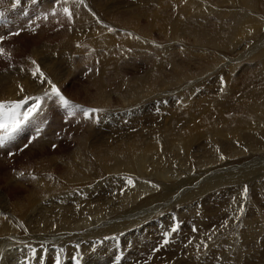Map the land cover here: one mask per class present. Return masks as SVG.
Segmentation results:
<instances>
[{"label":"bare ground","instance_id":"6f19581e","mask_svg":"<svg viewBox=\"0 0 264 264\" xmlns=\"http://www.w3.org/2000/svg\"><path fill=\"white\" fill-rule=\"evenodd\" d=\"M7 1L10 0H4L2 3ZM260 1L264 3V0ZM35 2L38 7L40 6L37 18H39L38 16L41 17V15H44V18H48L49 21L44 24H48V28L53 27V29L61 35V39L55 44L52 42L51 38L47 41H42L46 29L48 28L45 27L46 25L35 29L32 26L33 29L31 28L32 30L30 31L38 32L35 34L38 36L36 38L37 40L31 44L30 53L27 57L32 58L33 61L36 62L34 64L35 66L31 65L34 68H31V66L19 68L20 65H17L16 63L12 64L11 66L19 68V70L16 71L14 69H10L0 76V99L3 101H20L26 97H41V111L33 119H35V121L40 120L42 126H44V124H46V120H49L50 118L52 120L50 111L48 110L49 105L54 103V100H58V98L53 95H45L46 92L49 94L52 92L51 84L47 82L48 80H50L52 84H55L61 92L67 94L72 99L77 100L76 97H73V94H77L79 91H69L67 89L62 91L63 89L61 88L65 86L67 81L75 84L73 79L75 78L76 73L78 71L80 72L84 67L86 58L83 54V23L86 14L89 12H87L88 10L86 9L85 4H79L77 3V0H69L67 5L63 2L59 3L57 8L55 5L53 6L56 0L53 2H51V0H36ZM189 2H192V0H189ZM220 2L223 4H233L235 2V6L233 5L234 8L230 6V11H225L223 6L220 7V9H218V14L224 15L225 18H228L226 16L228 15L233 19L232 26H234L235 31L234 33L232 32V35H237L236 38L241 37L246 39L250 36L253 38L258 34L262 26L264 27V18H262L261 15L260 17L259 14H256L257 9H259L258 7L261 5L259 0H220ZM191 4H193V6L191 8L189 7V14L194 19L203 17L207 11H209V8L204 7V5L199 1H194ZM65 6L72 10L73 16L71 20H69L62 12L63 7ZM214 9L216 8H212L211 11ZM53 10H55L56 15H52ZM259 11L261 12L262 10ZM110 14L112 13L110 12ZM138 15H140V13ZM138 18L139 17L136 19ZM40 20L41 19L39 18L37 22ZM27 22L24 24H27ZM121 23L129 25V21H123ZM23 26H25V28H22L23 31H26V28H28L26 27L27 25ZM114 26L117 25L115 24ZM178 29V26L174 24L172 25L173 34L177 35ZM38 40L39 42H37ZM109 40L107 35L99 37L96 41H90L92 45L91 47H95V45L99 42H103L105 46L110 47L114 42L109 43ZM132 41L135 43V40ZM209 42L217 46L216 38L210 39ZM130 44H132V42H130ZM140 44L146 46L143 42ZM13 49H9L8 52L10 54H12V52L15 53ZM260 52V54L256 53V55H252V61L255 58V62H263L264 64V47L263 51ZM252 57L250 56L249 58L251 59ZM37 65L39 66L40 71L43 72L44 77L47 78L44 83L40 82L41 79H44V77H41L39 72H37L35 76L33 75ZM248 66H246V68ZM234 67L235 64H233V67L230 66L229 68ZM175 72H178V70L176 69ZM175 75L178 74L176 73ZM216 75L219 74H215V77ZM177 77L183 78L181 75L176 76V78ZM196 77L197 75L195 78ZM181 78L179 79V82L181 81ZM195 78L192 79L196 80ZM98 79L99 78L91 80L92 85H88V83L84 85V88L82 89L84 91L87 90L88 92L89 87H91L94 90V94L102 93L105 85L101 79ZM137 80L140 79L127 81V85L130 83L129 87L126 85L128 89L127 91L131 94L130 96L134 98V100H131L130 108H133V113H138L141 121L145 122L147 121V118L152 117V103L149 102L147 105H140L139 103L141 100H138L140 99L139 95L147 94L149 89H154L155 95L157 96L159 95L158 91L164 88V85H161L160 87H157L156 85L157 88L154 86L144 87V85L134 83ZM226 80V85L225 87L223 86V89L219 87L220 85L218 86L216 83L211 84V82H209L211 84L209 87L203 88L198 86V84H195L193 87H187V89L182 91L179 90L181 89L179 86L176 89L174 88L176 95H173V97H170L171 99L168 100L164 98L166 101L159 106V110L166 116L163 118L161 123L156 124L157 130L160 132L158 136L149 135L147 140L146 138L145 140H142L141 137H138L133 133L127 134L117 140L118 145L121 144L123 146H113L115 143L113 138L110 139V146L103 150L99 145V137L94 133L93 135H89L88 144L84 139L77 137L76 144L74 148H72L73 150L67 149L66 152L62 153L64 156H56L57 154L54 155V152L50 156L45 155L46 157H41L40 161L36 162L41 168L39 171H37L36 168L32 167L30 164H23L21 169L17 171L2 172L0 170V264H54L56 263L58 257L61 255L65 256L66 252H69L72 249L81 252L84 248L89 247L90 249V247L95 244L92 241L97 239L98 236L101 237V235L113 233L106 241L101 240L102 244L98 246L99 251L95 257L107 261L105 257L113 255L119 250L123 253L125 248H127V244H130L131 242L132 245L137 235H140L149 229L154 230V228L157 227L159 229V226H162L165 222L169 221L165 212L161 215L160 210L163 208L160 206V203L163 202L166 195L171 194L170 204L177 203V201L180 202V200H182L180 199V196L175 198L174 196L183 186H185V191L183 193L186 194L187 199V203L185 201L184 208L186 209L185 211L189 212L186 217H188L189 221H191L193 215L196 214V217H194L195 222L200 225H202L200 222L204 221L205 215H211L213 217L212 212H210V207L212 203L218 204V202L224 200L223 195L226 191L225 189H222L221 193L218 191L215 192V190L214 193H210V200H208V202H204L207 204V206L205 205L207 207L205 209L202 207L199 209L200 202L197 203L196 200L190 199L193 195L198 193L200 196L201 191L205 193L212 190L220 182H225L226 184L224 186H226V188L229 187L231 183H234V179L232 180V177L235 176L234 171L231 170H235L236 167H241V169L238 168L237 170L241 171L245 175H248L251 181L247 182V184L249 185V190H253L255 183L253 186L250 184L254 182L253 179L256 175H253V173L250 172L251 170L249 171L248 166L250 165L252 170L258 174H262V171L264 170V78L259 81V84L261 83L263 85L261 89L256 90L260 87L253 88L251 85V87L246 85L249 87L248 91L241 89L244 86L236 88L232 84L230 78ZM21 86L23 87V91L20 90ZM208 88L215 89L219 95L215 98L208 97V95H206ZM196 90H199V92L201 90V92L199 93ZM156 96L152 97L156 99ZM101 97L102 102H104L105 94H102ZM124 98H126V96ZM223 98L224 100L222 101ZM207 99L212 106H207ZM135 100L136 103L133 106V102ZM144 100L149 101L150 99ZM33 102L34 101H29V104L25 106L28 107ZM233 106L237 107L235 108ZM234 109H237V111H234ZM122 110L126 109L122 108ZM211 110H214L215 114L212 113L213 111ZM162 112H160V114ZM126 117L127 116L124 118ZM159 117L161 116H158V118ZM110 121V128L107 129V132L113 131L112 124L115 121H118V118H113L111 115ZM139 124L135 121L134 125L132 124V128L138 126ZM77 128H79V126L75 127L76 130ZM42 130L43 128L37 133V135H35L36 138L38 137L35 139V143H39L37 147H39L40 151H44L45 145L50 143V139L44 138L45 135H43ZM205 138L207 142L213 143L212 147H214L215 150L217 148L218 150H222V154L221 156L219 155V158L216 157L215 153L212 151L213 149H207V145L209 143H207L206 140L204 142ZM198 152H202L199 157L197 156ZM86 153L88 154L85 156ZM70 154L73 155L71 158H68ZM165 158L167 159L169 165L165 164L163 166ZM174 161L179 162L180 165L179 168L177 167L178 169H174ZM1 164L2 159L0 160V165ZM242 166L244 167L242 168ZM193 171H195V173H193ZM120 173H122L125 178L128 177L127 174L133 176L136 186L132 187L129 184L130 188H133L132 190H125L122 195H115L113 190L118 187L110 189L111 187H106L107 184L105 185V182H111L113 178L118 176ZM107 175L113 177L112 180L109 179ZM250 175L253 176L250 177ZM199 176H204L205 179L197 186L192 185V180ZM122 177L123 176H120L119 179ZM236 178L239 180V177ZM242 179H244V177ZM131 180L132 179H129L128 181ZM240 181L242 180L240 179ZM113 183L111 182L112 185H114ZM244 184L242 187H244ZM262 185L263 184L260 182V186ZM118 191H120V189H118ZM110 193L111 195H108ZM217 193L221 194L220 197ZM213 194H216L217 196ZM201 197H203V195ZM237 197L241 198L239 196ZM253 200L254 199H252V201ZM154 204H156L157 207ZM253 205L254 208L251 206L250 208L260 211L258 202ZM154 211H157L156 216H153ZM250 211L252 210H249V212ZM181 212L182 213L179 212V218L183 223L187 222L188 220L186 219L182 220L184 219V211ZM198 213H201L203 217L200 215L198 219ZM251 213L248 214L250 218L247 220L245 218L241 222H243L244 228L246 227L244 232L251 238V242H254V240L256 241V239H253L255 236L254 233H263L264 231V216H261V218L259 216L260 213H256L254 214L255 218H253ZM255 219L259 220V222L256 223ZM183 225L184 228L181 230L184 234V229L191 225L190 222ZM134 226H136V229H134L135 231L130 232L129 228H133ZM208 226L209 225H207V227ZM200 229L202 228L200 227ZM235 229V225L232 226L231 235ZM121 232L124 235L123 237L120 235L118 239L117 236H113ZM221 233L225 236V238L228 235V232ZM256 236L258 237V235ZM173 238H175L174 235ZM114 240H121L123 245H117ZM152 240L153 241L148 240L149 242L145 245L146 248L154 246L155 240ZM235 240L237 239H235L234 236H229L228 239H225V242L228 247H232L236 253H239L240 257L237 259H241L246 250L240 247H234L233 243ZM73 241H75V243ZM81 241L82 243L85 242V244L81 245ZM156 248H158V246ZM215 248L217 247L215 246ZM124 253L125 256L119 263L129 264L133 255L129 257V252L125 251ZM86 256V259L94 257L93 254H86ZM68 257L70 258V256ZM75 257L74 259L76 260L77 258ZM243 258L245 259L246 257ZM247 259L251 260V257L248 256ZM75 260L73 261L75 262ZM82 264H85V261Z\"/></svg>","mask_w":264,"mask_h":264},{"label":"rangeland","instance_id":"374dc122","mask_svg":"<svg viewBox=\"0 0 264 264\" xmlns=\"http://www.w3.org/2000/svg\"><path fill=\"white\" fill-rule=\"evenodd\" d=\"M2 1L4 0H0L1 9H4L13 2H16V0H10L4 2L5 3L4 4L2 3ZM26 1L28 0H23L22 2H26ZM53 1L55 0H51V2ZM194 1L196 2L199 1L204 5V7L209 8V11H207V13L201 18L194 19L189 14V9L193 6V4L191 3H193ZM235 2L233 4L232 3L223 4L222 2H220V0H192V2H189V0H84V4L86 5V9L88 10L87 12H89L86 14L83 23V36H84L83 54L85 55L84 57L86 58L84 63L85 68L83 67L80 72L78 71L76 73L75 78L73 79L75 84L69 83L67 81L65 83V86L61 88L63 89L62 91H64V89H67L69 91H75V90L79 91V93L73 94V97H76L77 100L72 99L70 96H68L63 92L61 93H63L64 96L68 100H70L74 105H79L80 108L75 109L74 115L69 116L67 109L61 106L63 108V111L61 114H59L60 102L59 100L56 101L54 100L53 102L54 103L56 102L57 104L51 103L48 109L50 111V116L52 117V120L51 118L49 120H46V124H44L42 130L43 135H45L44 138L50 139V143H47V145H45V150L40 151L39 147H37L39 145L38 142L35 143V139L38 138V137L36 138L35 136L37 134L34 135L35 138L28 139L26 137V139L21 140L20 143H17L13 147L0 152V156H1L0 160L2 159L0 170L2 172H7V171L12 172V171L20 170L23 164H27V165L30 164L32 167H35L37 171H39L41 168L39 164H37L36 162H39L41 157H46L45 155L50 156L54 152H55L54 155L57 154L56 156H64L62 155L63 152H66L67 149L70 150L74 148L77 137L84 139L88 144L89 135L90 134L93 135L94 133L99 137V145L103 150L108 146H110L109 145L110 139L113 138L115 140L113 146H117V147L123 146L121 144H119L120 145L119 146L117 140L121 139L124 135L127 134L133 133L134 135L141 137L142 140H145V138L147 140V137L149 135L158 136L160 132L157 130L156 124L161 123L163 121V118H165L166 116L163 115V112L159 110V106L162 105V103H164L166 100L171 99L173 95H176L175 89L178 88V86L179 88L181 87V89L179 90L182 91L184 89H187V87H193L195 84H198V86L203 88V87H209L212 83H216V85L218 86L220 85L219 87L223 89L226 85V81H227L226 79L230 78L232 84L236 88H241L242 86H244L243 88H241L244 91L245 90L248 91L249 87L247 86L250 85L253 86V88L260 87L256 90L261 89L263 85L261 83L259 84V81L262 78H264V64L263 62L262 63L255 62V58L252 61L253 59L252 55L254 56L256 55V53L263 51L264 27L262 26L261 30L253 38H251V36L247 37L246 39L241 37L236 38L237 35L235 34H233L235 35L233 36L232 32L234 33L235 31L234 26H232L233 19L226 14L225 15L228 18H225L224 15L218 14V9H220V7L223 6L225 11H230V6L234 8ZM59 3H62V1L56 0L53 6L55 5V7L57 8V5ZM259 3L261 4L260 6H263L264 4L260 0ZM188 4L191 6H189ZM260 6L258 7L259 9H257L256 14H259V16L261 15L262 18H264V6L263 7ZM212 8H216V9L211 11ZM259 10H262L261 11L262 13ZM110 12L112 14H110ZM139 13L140 15H138ZM38 17L41 20L39 22L37 21L33 22L32 23L33 25L30 24L26 26L28 27L26 28V31H23L22 29L25 28V26L20 24L23 27L18 25L22 29V31L18 35H13L14 32L6 35V38L0 47L5 50L3 54H0V68H1L0 76H2L6 71L10 69H14L17 71L19 70V68L28 67V66L30 67L31 65H34L32 63L33 59L27 56H29L31 44L35 40H37L36 38L38 35L36 36L35 34H37L38 32H31L30 30H32L33 28L34 29L38 27L40 28L41 26L44 27V25H46L45 26L46 28H48L49 26L48 24H44L45 22L49 21L48 18L46 17L44 18V15ZM137 17L139 18L136 19ZM123 21H129V25L122 24L121 22ZM115 24L117 26H114ZM173 24L179 27L177 35L173 34V30H172ZM16 29H18V27L14 28V30ZM105 35L108 36V40L110 39L109 43L114 42L113 44H111L110 47L105 46L103 42L97 43L93 48L91 47L92 45L90 41H96V39H98L99 37H103ZM60 36L61 35H59V33L56 32L55 29H53V27L48 28L46 29L42 41L43 40L47 41L48 39L51 38L52 42L55 44L61 39ZM212 38H216L218 47L209 42V40ZM132 40H135L136 44ZM37 42H39V40ZM130 42H132V44H130ZM139 42L140 43L143 42L144 44H146V46L140 44ZM9 49H13L15 53L12 52V54H10L8 52ZM250 56L252 57L251 59L249 58ZM14 63L20 65V67L16 68L11 66ZM233 64H235V67L229 68L230 66L233 67ZM245 65L246 66L249 65V66L246 68ZM31 68L34 67L31 66ZM176 69L178 70V72H175ZM220 71L223 72L221 73ZM176 73L184 78L183 79L180 77L182 82L181 81L179 82L180 78L178 77H177L178 79L176 78V76H178L175 75ZM215 74H219V75H216L215 77ZM196 75L197 77L195 78ZM96 78L101 79L105 85L102 93L94 94L93 93L94 90L91 87H89L88 92L87 90L84 91L82 89L84 88V85L88 83H89L88 85H92L91 80ZM192 78H195L196 80ZM208 78L210 81L208 80ZM136 79H140V80H137L134 83L144 85V87L154 86L155 88H157L160 87L161 85H164V88L158 91L159 95L157 96L155 95L154 89L152 90L149 89L147 94L139 95L140 99L138 100H141L139 103L140 105H144V104L147 105V103L149 102L152 103V104L150 103L152 106V112H151L152 117L147 118V121L145 122H142L140 115L138 113H133L134 109L130 108L131 100H134V98L131 97L130 96L131 94H129L127 91L128 90L127 86L129 87L130 85V83L127 85V81L136 80ZM169 80L171 81V83ZM214 80L217 82H215ZM198 82L200 83L202 82L201 83L202 85ZM209 82H211V84ZM205 83H207L208 85ZM196 91L199 92V90ZM102 94H105L104 102H102V97H101ZM206 95H208V97L215 98L219 94L215 89L208 88ZM125 96L126 98H124ZM152 96H156V99H154ZM144 99H150L151 101L150 100L145 101ZM223 100L224 98L222 99V101ZM0 101L3 100L0 99ZM207 101H208L207 106H212V104H210L208 99ZM135 103L136 100L133 102V106L135 105ZM233 107L236 108L237 106H233ZM25 108L27 107L25 106ZM81 108L85 110L96 109L98 111L93 112L91 114V118H86L83 115ZM122 108H125L126 110H122ZM159 111L162 113L160 114ZM211 111H213L212 113H214V110ZM234 111H237V109H234ZM109 115L110 116L112 115L113 118L116 119L118 118L119 121V122L115 121L112 124L113 126L112 132H107V129L110 128V122H111ZM125 116L127 117L124 118ZM158 116L161 117L158 118ZM106 121L108 122V124ZM133 121L134 122L136 121L137 124L139 123L140 124L132 128V126L134 125ZM77 126H79V128H77L76 130L75 127ZM205 140L206 138L204 139V142ZM25 145H27V147H25ZM212 146L213 143L210 142L207 145L208 147L207 149L209 150L213 149L212 151L215 153L216 157L219 158V155L221 156L222 154L221 152L222 150H218L217 147H216L217 149L215 150L214 147ZM201 153L202 152H198L197 156L199 157ZM87 154L88 153H86L85 156ZM72 155L73 154H70L68 158H71ZM163 162H164L163 166L165 164L169 165L166 158L164 159ZM179 165H180L179 162H175V161L173 162L174 169H178ZM243 167L244 166H242V168ZM238 168L239 167H236L235 170H231L234 171L235 176L232 177V180L234 179L233 181L234 183H231L229 187L226 188V186H224L226 184L225 182H220L216 186L219 187L220 189L214 187L212 190L205 192L206 194L201 191V194L203 193L202 194L203 197H201L202 196L201 194L199 196L197 193L190 198L192 200H196L197 203L200 202L199 209L201 207L205 209L207 208L206 207L207 204H205L204 202H208V200H210L211 197L210 193H214V190L215 192L218 191L219 193H221L222 189H225L226 191V193L224 192L223 195L224 200L218 202V204L212 203L210 207L211 208L210 212H212L213 217L211 215L210 216L205 215L204 221L200 222L202 225L197 224L195 222L194 217H196V214H194L193 218L191 219V221L193 220L195 222L194 223L192 221L193 224L191 223V221H189L188 217H186V215L189 212L185 211L186 209L184 208L185 201L187 200L186 194L183 193L185 191V186L181 187L174 196V198L180 196V199H182L180 200V202L177 201V203L170 204L172 194L166 195L165 198L163 199V202L160 203V206H162L163 208L160 211H161V215L162 213L164 214V212L165 214H167L169 221L165 222L162 226H159V229L158 227L154 228V230L149 229L148 231L140 235H137L134 239L135 243L133 242L132 244L133 246L131 245V242L130 244L129 243L127 244V248H125L124 252L125 251L129 252L128 255L129 257L133 255L131 261H129V264H242V263L264 264V231L263 233L262 232L254 233L255 236L253 239H256V241L254 240V242H251V238L248 237V234L244 232V230H246L245 229L246 227L244 228V224L243 222H241L245 218L246 220L250 218L248 214L251 213L252 211H253L251 213L252 215L251 214L250 215L253 216V218H255L254 214L256 213L257 214L260 213L259 214L260 217L264 216V188H263L264 170L262 171L263 172L262 174L260 173L258 174L252 170L250 165L248 166L249 171L251 170L250 172H252L253 175H256V177L253 179L254 182L250 184L253 186V184L255 183L253 186V190H249V185L247 184V182H250L251 180L248 177V175H245L241 171L237 170ZM239 169H241V167ZM193 173H195V171H193ZM253 175H250V177H252ZM120 176L123 177L119 179ZM127 176L128 177L125 178V176L122 173H120L118 176H115L114 178L107 175L109 179L112 180L113 178L111 182L113 183L114 181L113 183L114 185H112L110 181L105 182V185L107 184L106 187L109 188L111 187L110 189H113L114 187H118L113 190V193L115 195L116 194L122 195L125 192V190L133 189L130 188V186L132 187L136 186V182L133 180V176H130L128 174ZM236 177H239V180ZM243 177L244 179H242ZM128 178L133 180V181L131 180L132 183H129ZM204 179H205L204 176L196 177L195 179L192 180L191 184L197 186ZM240 179L242 181H240ZM259 180L261 184H263L262 186H260ZM243 184L244 187H242ZM118 189H120V191H118ZM235 192L238 195H236ZM219 193H217V195L220 197L221 194ZM108 195H111V193ZM237 196L241 198H238ZM252 199L254 200L252 201ZM256 202H258L261 212L257 209H252L254 208L253 204H255ZM154 205L157 207L156 204ZM250 206L252 208H250ZM246 210L248 212L249 210L252 211L248 213ZM181 211H184V217H183L184 219L182 220L186 219L188 220L187 222L183 223L179 218L180 213H182ZM156 214L157 211H154L153 216H156ZM200 215L202 216L201 213L197 214L198 219ZM188 222H190L191 226L185 228L183 234L181 230L182 228H184L183 224H188ZM255 222L258 223L259 220L255 219ZM263 222H264V217H263ZM199 225L202 229H200ZM207 225L209 226L207 227ZM234 225L236 229L235 231H233L231 235L232 232L231 228ZM134 229H136V226H134L133 228H129L130 232L135 231ZM221 232L223 233L228 232V235L226 237L227 239L229 236H234V238L237 239L234 241L233 245L234 247L236 246L237 248L240 247L246 250L245 254L244 255L242 254L243 257H246L245 258L246 260L243 257H241V259H237L240 257L239 253H236L232 247L227 246V243L225 242L226 238L225 236H223ZM112 234L113 233L108 235H101V237L98 236L97 239H94L92 241L95 244L94 246H91L90 249L88 247V248H84L82 252L78 250L75 251L73 249L71 250L73 253L71 251L66 252L65 256L61 255L60 257H58L56 263L54 264H58V261L59 264H76V263L78 264V262L79 264H82L84 263V261L85 264H91L92 261H93L92 264H120L119 262H121L125 256V253L124 252L121 253L120 250L113 255L105 257L107 261H104L101 258L99 259L95 258L99 251L98 246L102 244L101 240L106 241L109 238V236ZM120 235L122 237L124 236L122 232L119 234H115L113 236H117L119 239ZM173 235L175 236V238H173ZM256 235H258L259 238ZM151 238L155 240L154 246L150 248H146L145 247L146 243H148L149 241H153ZM73 242L75 243V241ZM80 243L81 245L85 244V242L82 243V241ZM115 243L117 245H123L121 240L115 241ZM157 246L158 248H156ZM215 246L217 248H215ZM217 249L221 253L218 252ZM84 251L87 253H85ZM93 252H95L96 254ZM86 254L87 255L93 254L94 257L87 258L88 259L87 260ZM67 255L70 256V258ZM248 256L251 257V260L247 259ZM74 257L77 259L75 260ZM93 259L96 261H94ZM73 260H75V262Z\"/></svg>","mask_w":264,"mask_h":264},{"label":"snow or ice","instance_id":"6c2138e0","mask_svg":"<svg viewBox=\"0 0 264 264\" xmlns=\"http://www.w3.org/2000/svg\"><path fill=\"white\" fill-rule=\"evenodd\" d=\"M16 2L19 3L20 0H16ZM62 2L67 5L69 3V0H62ZM77 3L83 4L84 0H77ZM62 12L65 16L68 17L69 20L72 19L73 13L69 7H63ZM52 15H56L55 10H53ZM18 34L19 33H13V35ZM3 39L4 37H0V41H3ZM4 51L5 50L3 48H0V54H3ZM32 63L35 64L36 62L33 61ZM37 72H39V75L41 77H44V74L42 71H40L38 65L36 67V70L33 72V75L35 76ZM46 79L47 78L44 77V79H41L40 82L44 83ZM47 82L51 84L52 92L51 94L46 92L45 95H53L57 97L63 108L67 109L68 115H74L75 109L80 108V106L74 105L70 100H68L61 93L60 89L55 84H52L50 80H48ZM20 90L23 91L22 86ZM29 101L34 102L31 103L27 108H25V105H28ZM41 102V97H26L20 101H0V147H4L7 143L12 141L15 138L16 134L19 133L26 124H28L35 116L39 114L42 107ZM81 111L86 118H91V114L98 110H85L81 108ZM25 147H27V145H25ZM129 183H132V181H129Z\"/></svg>","mask_w":264,"mask_h":264}]
</instances>
